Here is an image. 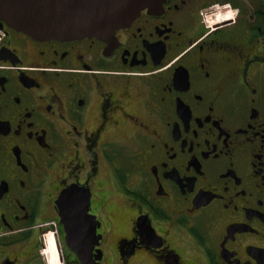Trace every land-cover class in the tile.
<instances>
[{"label":"flooded vegetation","instance_id":"obj_1","mask_svg":"<svg viewBox=\"0 0 264 264\" xmlns=\"http://www.w3.org/2000/svg\"><path fill=\"white\" fill-rule=\"evenodd\" d=\"M80 253L264 264V0H162L107 38L0 17V264Z\"/></svg>","mask_w":264,"mask_h":264},{"label":"water","instance_id":"obj_2","mask_svg":"<svg viewBox=\"0 0 264 264\" xmlns=\"http://www.w3.org/2000/svg\"><path fill=\"white\" fill-rule=\"evenodd\" d=\"M162 0H0V17L9 26L37 39L107 38L127 25L144 7ZM71 237V236H70ZM73 238L69 239L72 245ZM82 264L90 255L79 254Z\"/></svg>","mask_w":264,"mask_h":264},{"label":"bare ground","instance_id":"obj_3","mask_svg":"<svg viewBox=\"0 0 264 264\" xmlns=\"http://www.w3.org/2000/svg\"><path fill=\"white\" fill-rule=\"evenodd\" d=\"M50 246V245H49ZM50 250V257L53 259V263H56L57 261V257H58V252L56 250V247L54 246V244H51V248H49Z\"/></svg>","mask_w":264,"mask_h":264},{"label":"rangeland","instance_id":"obj_4","mask_svg":"<svg viewBox=\"0 0 264 264\" xmlns=\"http://www.w3.org/2000/svg\"><path fill=\"white\" fill-rule=\"evenodd\" d=\"M52 261H53V259H52Z\"/></svg>","mask_w":264,"mask_h":264}]
</instances>
